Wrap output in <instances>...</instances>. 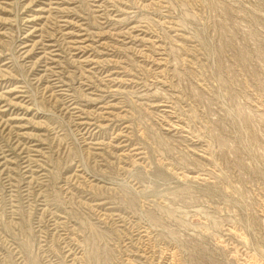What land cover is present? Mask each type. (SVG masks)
I'll use <instances>...</instances> for the list:
<instances>
[{"label": "rangeland", "instance_id": "1", "mask_svg": "<svg viewBox=\"0 0 264 264\" xmlns=\"http://www.w3.org/2000/svg\"><path fill=\"white\" fill-rule=\"evenodd\" d=\"M0 264H264V0H0Z\"/></svg>", "mask_w": 264, "mask_h": 264}]
</instances>
